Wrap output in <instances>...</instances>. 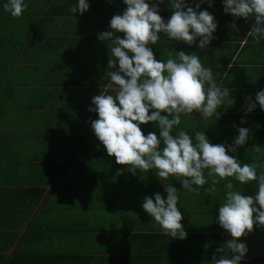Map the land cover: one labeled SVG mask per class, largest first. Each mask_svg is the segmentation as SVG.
Here are the masks:
<instances>
[{
	"label": "crops",
	"instance_id": "crops-1",
	"mask_svg": "<svg viewBox=\"0 0 264 264\" xmlns=\"http://www.w3.org/2000/svg\"><path fill=\"white\" fill-rule=\"evenodd\" d=\"M38 1L26 0L27 12L41 10L42 20L28 19L29 31L3 48L11 55L0 65V121L10 126L0 129V257L5 260L0 264H7L18 248L26 264H211L214 255L218 258L216 249L228 239L215 222L224 185L231 180L233 190L253 195L256 182L241 185L233 178L217 177L216 191L208 192L211 178L205 170L209 182L197 193L186 192L179 180L169 177L168 183L178 189L187 238L164 236L141 207L145 196H166L154 172L132 175L124 170L117 176L123 166L107 157L90 128V120L96 118L88 111L92 96L110 92L105 88L110 83L109 53L91 31H84L91 27L80 23L100 18L109 23L125 5L111 0L104 13L101 9L108 3L89 0L84 15L48 21L43 14L48 0H41L40 8ZM68 1L72 7L76 3ZM166 3L160 5L165 20L171 15ZM201 9L218 23L210 46L201 51L195 44L189 47L160 34L151 45L154 56L166 60L169 53L175 57L181 50L196 52L212 67L218 85L230 89L233 101L218 109L224 112L218 121L193 112L181 116L178 127L190 135L204 131L212 143L229 144L238 135L233 124L247 127L251 139L235 155L242 164L264 163V149H253L264 147V111L259 106L247 116L242 111L245 97L254 99L264 89V41L257 44L246 35L250 22L242 18L235 20L239 31H233V18L224 14L221 0H213L211 8L202 4ZM14 123L21 128L13 130ZM141 129L144 134L156 131L151 124ZM262 172L264 168H257L258 175ZM34 188L44 191L36 202L34 196L22 194ZM241 242L248 248L241 264H264V229L254 226Z\"/></svg>",
	"mask_w": 264,
	"mask_h": 264
},
{
	"label": "clouds",
	"instance_id": "clouds-1",
	"mask_svg": "<svg viewBox=\"0 0 264 264\" xmlns=\"http://www.w3.org/2000/svg\"><path fill=\"white\" fill-rule=\"evenodd\" d=\"M122 3L123 11L113 15L108 29L97 34L109 53L106 75L110 83L105 88L110 92L100 91L91 98L88 111L96 115L90 120L92 134L107 157L123 166L117 169V176L124 170L132 175L154 172L166 196L159 192L145 196L141 207L161 233L172 240H185L187 232L177 206L178 189L168 183L169 177L179 180L186 192L197 193L209 182L205 170L211 178V186L205 189L208 192L216 191L217 177L233 178L241 185L255 181L257 190L246 195L233 190L229 180L215 218L228 239L216 249L218 258L214 255L211 264H241L248 253L241 238L254 226L264 229V172L257 174L264 163L242 164L235 155L251 139V131L233 124L238 135L229 144L212 143L204 131L190 135L178 127L181 116L193 112L204 120L215 117L218 121L224 114L218 109L225 103L232 104L230 89L218 85L212 67L205 66L196 52L186 54L181 50L163 60L154 56L151 47L164 34L169 40L206 50L215 39L218 23L201 5L211 8L213 0H167L166 7L171 9L167 20L160 15L165 0ZM221 4L224 14L233 18L229 25L233 31H239L235 20L242 18L250 22L246 35L257 44L264 41V0H221ZM27 8L26 0H0V11L12 17H20ZM89 8V0H76L70 11L84 15ZM257 106L264 111V89L257 91L254 99L245 97L244 116ZM239 123H245L243 117ZM148 124L156 131L144 134L141 126ZM253 149L259 152L264 147L253 145Z\"/></svg>",
	"mask_w": 264,
	"mask_h": 264
},
{
	"label": "trees",
	"instance_id": "trees-1",
	"mask_svg": "<svg viewBox=\"0 0 264 264\" xmlns=\"http://www.w3.org/2000/svg\"><path fill=\"white\" fill-rule=\"evenodd\" d=\"M105 3H108L107 8L104 6L101 10L102 12L106 13V10L108 9V7H110V2L111 0H104ZM41 5H43V3L41 2V0L38 1V7H42ZM46 7H49L47 12H43L44 14V18L46 20H50L51 18L54 17V19L56 18L57 20L60 19V17L66 15L67 14H72L70 9L72 8V5H70L68 0H54L52 3H50V0H48L47 4L45 5L44 2V9ZM27 12V11H26ZM25 12V13H26ZM32 14L30 15L31 17H29V19L34 18L35 20H42L41 14L42 11H38L35 10L34 12H31ZM27 14L29 15V12H27ZM41 17V18H40ZM64 20H67V18H65ZM82 20V18H81ZM68 21V20H67ZM108 22L105 24L103 18H100V20H95L93 21L92 19H89V21H85L83 23H80V25L82 27H91L90 30L89 28H85L84 31L87 30V32L91 31L90 36L97 38V34L101 33L99 30H104V29H108ZM61 29V28H60ZM29 193V194H28ZM44 191L41 190L40 188H34V189H30L28 192H22L23 195H32L35 197V202L40 200V197L43 195ZM23 204V203H22ZM29 205V203H27ZM36 204V203H34ZM24 205V204H23ZM7 246L3 249V250H7ZM19 248L17 249V251L14 253V255L10 258L9 262L7 264H26L29 263L28 259L19 255ZM4 257L1 256L0 257V262H4Z\"/></svg>",
	"mask_w": 264,
	"mask_h": 264
},
{
	"label": "rangeland",
	"instance_id": "rangeland-1",
	"mask_svg": "<svg viewBox=\"0 0 264 264\" xmlns=\"http://www.w3.org/2000/svg\"><path fill=\"white\" fill-rule=\"evenodd\" d=\"M34 1V0H33ZM29 12V11H28ZM32 13L29 12V16ZM25 17H14L6 14L0 13V65L3 62L8 61L9 55H11V52L8 54L6 50L3 48L5 46H8L10 43H15L16 39L22 37L25 35L29 29H26L25 27H28L29 25V16L27 12L24 14ZM31 22V21H30ZM17 108L24 107L23 105H19L18 103L15 104ZM9 125L5 126L3 121H0V129H5ZM14 127L13 130L17 131V128H21V126L18 123H14L12 126ZM10 128V126L8 127Z\"/></svg>",
	"mask_w": 264,
	"mask_h": 264
}]
</instances>
